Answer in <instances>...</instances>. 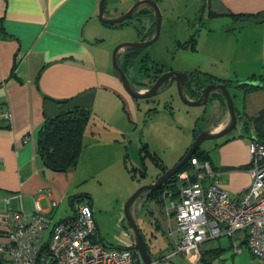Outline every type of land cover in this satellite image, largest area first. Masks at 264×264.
I'll use <instances>...</instances> for the list:
<instances>
[{
    "label": "crops",
    "instance_id": "crops-1",
    "mask_svg": "<svg viewBox=\"0 0 264 264\" xmlns=\"http://www.w3.org/2000/svg\"><path fill=\"white\" fill-rule=\"evenodd\" d=\"M100 2L0 0V106L9 108L12 113V122L0 126V159L3 161L0 166V241L6 234L2 225L4 218L11 213L36 215V203L40 213L51 221V228L75 215L79 165L71 172H56L44 164L39 139L46 120L75 107L90 110L91 120L102 121L118 112L122 118L128 104L136 101L124 90L113 68V58L111 61L109 55L114 42L107 41V34L119 26L110 28L99 21ZM202 3L210 18L231 19L238 24V31L248 25L264 26V0H202ZM139 11H144L146 17L154 12L150 7ZM121 15L107 16L105 11L109 19ZM209 32L214 34L215 31ZM154 33L155 25L150 38ZM257 43L264 51V34ZM125 52L119 56L120 67L126 65ZM257 73L249 76L248 72L245 81L264 83V69ZM188 75L198 76L205 87L233 84L229 87L230 93L237 92L231 95L240 124L236 127L238 132L214 140L216 149L205 151L209 152V161L220 174L223 188L238 199L252 182L249 174L251 139L244 135V119L256 118L264 112V87L239 88V80L202 70ZM199 93L201 95L197 90L187 97L195 101ZM211 96L212 110L206 111L213 122L207 131L219 134L230 125L231 115L222 94L212 93ZM64 101L69 102L68 106L61 107L59 102ZM86 133L87 130L84 139Z\"/></svg>",
    "mask_w": 264,
    "mask_h": 264
},
{
    "label": "rangeland",
    "instance_id": "rangeland-1",
    "mask_svg": "<svg viewBox=\"0 0 264 264\" xmlns=\"http://www.w3.org/2000/svg\"><path fill=\"white\" fill-rule=\"evenodd\" d=\"M140 1L144 0H107V16L125 15ZM157 5L162 16L159 39L148 48L138 50V57L125 68L137 90L152 85L155 69L163 70L164 74L202 70L229 76L230 80H239L241 84L248 82L245 81L248 72L251 76L264 69L263 46L257 43L264 34V26L248 25L238 31V24L231 19L210 18L208 10L203 11L202 0H158ZM155 23L153 12L147 17L135 16L110 30L107 41L114 42L109 55L111 61L118 46L149 39ZM193 39L196 40L195 49L191 47ZM171 82L151 100H134V104L125 106L128 111L122 106V118L118 112L102 121L92 119L86 129L85 147L77 171L80 181L76 206L92 203L99 228L96 242L102 241L107 247L134 246L135 238L125 214L128 201L141 188L152 185L163 167L170 170L180 162L195 142L196 128L205 132L213 122L206 111L212 110V102L203 107H188L181 101L176 83ZM234 93L237 92L232 90L231 94ZM144 146L147 150L142 151ZM214 149L215 141L201 146L203 151ZM146 197L141 195L137 199L130 214L152 259L159 261L175 251L179 235H169L170 227L175 230L174 219L167 214L169 201L159 196L147 201ZM242 237L243 234L236 235V238ZM202 248L221 250L213 256L212 264H262L246 245L238 247L237 251L228 237L208 242ZM170 264L189 262L184 255H178Z\"/></svg>",
    "mask_w": 264,
    "mask_h": 264
},
{
    "label": "built area",
    "instance_id": "built-area-1",
    "mask_svg": "<svg viewBox=\"0 0 264 264\" xmlns=\"http://www.w3.org/2000/svg\"><path fill=\"white\" fill-rule=\"evenodd\" d=\"M11 122V110L0 106V125ZM249 156L252 182L238 199L223 188L212 164L198 159L178 175L175 190L164 189L162 198L169 201L167 214L174 219L176 230L170 227L169 235L178 233L179 240L175 251L154 264H170L178 255H184L189 264H202L203 245L223 237L237 251L244 243L264 264V143L251 140ZM36 212L33 216L11 213L4 218L0 264H145L134 246L110 248L96 242L98 227L90 204L76 206L73 218L53 228L38 203ZM238 234H243L242 239L236 238Z\"/></svg>",
    "mask_w": 264,
    "mask_h": 264
},
{
    "label": "water",
    "instance_id": "water-1",
    "mask_svg": "<svg viewBox=\"0 0 264 264\" xmlns=\"http://www.w3.org/2000/svg\"><path fill=\"white\" fill-rule=\"evenodd\" d=\"M106 1L107 0H101L100 2V8H99V21L107 26H118L122 25L126 22H128L130 19H132L136 13L143 7H150L154 10L156 14V23H155V33L154 36L148 40V41H141L139 43H133V44H122L118 46L113 53V68L119 77V79L122 81V85L124 87V90L127 92V94L136 101H148L158 96L160 90L162 87L166 84L167 81H174L177 86V90L179 93V97L181 101L187 105L188 107H203L206 106L211 100H212V93H220L222 94L227 103V107L229 109L230 115H231V123L230 125L219 134H212L208 131L202 132L195 140L193 146L189 149L185 157L180 161L174 168L167 171L165 174L160 176L155 183L152 185L145 186L141 188L133 197L128 201L126 207H125V214L126 218L129 222V226L133 232V236L135 238V248L140 252L143 261L145 264H154V261L149 253V248L144 241V238L141 234V231L138 229V226L134 219L132 218L130 214L131 207L134 205V203L137 201V199L144 193H148L146 199H150L153 193L159 191L162 186L169 180H171L173 177L178 175L192 160L195 153L198 149L201 148L203 143L207 141H214L221 139L231 132H233L238 124V116L236 113V108L234 105L233 97L230 93L229 88L226 85L223 84H210L206 86L204 89L201 90L200 97L193 101L190 100L187 97V91H186V84L190 82V76L186 73H178V72H168L163 74L157 81L147 90V91H139L137 90L134 85L130 82L125 72L122 70V68L119 65V56L121 53L127 50H144L154 44L160 37L161 34V25H162V16L161 12L159 10V7L157 3L151 0H144L138 2L128 13L125 15L116 18V19H109L105 16V9H106ZM203 7V11H204ZM242 86H251V87H264L263 82H257V81H249L246 83L240 84ZM193 86H196V83L193 84ZM197 90H195L196 92Z\"/></svg>",
    "mask_w": 264,
    "mask_h": 264
},
{
    "label": "trees",
    "instance_id": "trees-1",
    "mask_svg": "<svg viewBox=\"0 0 264 264\" xmlns=\"http://www.w3.org/2000/svg\"><path fill=\"white\" fill-rule=\"evenodd\" d=\"M143 13L144 11H138L135 16L141 15ZM107 27L115 28L117 26H107ZM151 38H149V40ZM191 47L193 49L196 48L195 39L192 40ZM138 55H139L138 50H127L125 52L124 56L127 59L126 65L121 67L124 72H125V68H128L130 63H132L138 57ZM155 70H156L155 77L153 78L150 77L152 79V85L157 81V79H159L164 74L163 70L161 69H155ZM147 72L150 71L147 70ZM168 82L169 81H167L166 84ZM194 83H196L195 87L193 86ZM152 85H150V87ZM232 85L233 84H231V86ZM231 86L228 85L227 87L229 88ZM204 87H205V83H202L198 76H190V82L186 84V91L188 95L194 94L195 90L201 92V90ZM238 87L246 88L249 86H242L239 84ZM142 88H146V87H142ZM68 103H69L68 101L59 102L61 107L68 106ZM91 118H92V113L90 110L80 107H75L63 111L54 118L46 120V123L40 133L39 152L47 168L56 172H71L78 167L83 153V149L85 147L84 145L85 132L91 121ZM194 133H195L194 137L196 139L199 136L200 132H198L197 129H195ZM244 135L250 137L251 140H259L260 142L264 143V112H262L256 118L244 119ZM144 150H147V146H144L142 148V151ZM185 155L181 158L180 161H182ZM209 158H210L209 152L203 151L200 148L197 150L192 160L198 159L199 161H209ZM192 160L179 174L190 170ZM168 170H169L168 168L163 167L162 174L166 173ZM177 180H178V175L173 177L171 180L167 181L162 186V188L159 191L153 193L150 199H147V201L156 199L157 196L161 197L164 189L168 188L175 190L177 188V183H176ZM243 245L245 244L243 243ZM220 251H221L220 249L211 250V251L203 250L202 253L203 264H212L211 261L213 256L218 255Z\"/></svg>",
    "mask_w": 264,
    "mask_h": 264
},
{
    "label": "clouds",
    "instance_id": "clouds-1",
    "mask_svg": "<svg viewBox=\"0 0 264 264\" xmlns=\"http://www.w3.org/2000/svg\"><path fill=\"white\" fill-rule=\"evenodd\" d=\"M179 175V174H178ZM161 198H162V195H161ZM92 206V205H91ZM73 218V217H72ZM134 247H135V245H134ZM202 252H203V249H202ZM203 255V254H202ZM154 261V260H153Z\"/></svg>",
    "mask_w": 264,
    "mask_h": 264
},
{
    "label": "flooded vegetation",
    "instance_id": "flooded-vegetation-1",
    "mask_svg": "<svg viewBox=\"0 0 264 264\" xmlns=\"http://www.w3.org/2000/svg\"><path fill=\"white\" fill-rule=\"evenodd\" d=\"M164 174H165V173H164ZM147 194H148V193L146 192V193H144V194H142V195H146V196H147Z\"/></svg>",
    "mask_w": 264,
    "mask_h": 264
}]
</instances>
